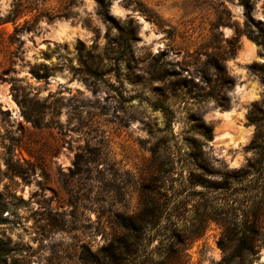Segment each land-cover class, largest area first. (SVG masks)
<instances>
[{
    "label": "rangeland",
    "instance_id": "1",
    "mask_svg": "<svg viewBox=\"0 0 264 264\" xmlns=\"http://www.w3.org/2000/svg\"><path fill=\"white\" fill-rule=\"evenodd\" d=\"M138 211L120 264H264V0H0V264H118Z\"/></svg>",
    "mask_w": 264,
    "mask_h": 264
},
{
    "label": "trees",
    "instance_id": "2",
    "mask_svg": "<svg viewBox=\"0 0 264 264\" xmlns=\"http://www.w3.org/2000/svg\"><path fill=\"white\" fill-rule=\"evenodd\" d=\"M103 15L108 21L113 20V17L108 14L107 10L104 11ZM163 108L165 111L167 110L166 107ZM116 222L120 227V233L114 237L113 246L105 251L104 256L120 264L124 262L125 258L135 255L140 251V242L143 239V234H145L148 228L152 229L159 225L160 218L155 211H138L131 215L117 213ZM155 238L151 239V241H154ZM241 240L243 241L244 238H239L238 251L240 254L241 250L247 248L242 245Z\"/></svg>",
    "mask_w": 264,
    "mask_h": 264
},
{
    "label": "bare ground",
    "instance_id": "3",
    "mask_svg": "<svg viewBox=\"0 0 264 264\" xmlns=\"http://www.w3.org/2000/svg\"><path fill=\"white\" fill-rule=\"evenodd\" d=\"M253 51H254V48H253V47H248V48L246 49V53H247V54H251Z\"/></svg>",
    "mask_w": 264,
    "mask_h": 264
}]
</instances>
